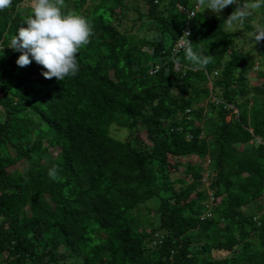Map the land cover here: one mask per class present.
<instances>
[{"label":"trees","instance_id":"1","mask_svg":"<svg viewBox=\"0 0 264 264\" xmlns=\"http://www.w3.org/2000/svg\"><path fill=\"white\" fill-rule=\"evenodd\" d=\"M30 7L0 10V264H264V214L247 213L264 199V39L223 31L235 6L64 0L93 34L63 81L7 47ZM188 22L203 69L175 51Z\"/></svg>","mask_w":264,"mask_h":264},{"label":"clouds","instance_id":"2","mask_svg":"<svg viewBox=\"0 0 264 264\" xmlns=\"http://www.w3.org/2000/svg\"><path fill=\"white\" fill-rule=\"evenodd\" d=\"M10 4L11 0H0V10ZM229 5L235 7L223 19V31L233 33L248 22L256 10L264 9V0H193L197 11L207 9L217 15ZM24 22L26 26L16 29L7 46L20 53L15 61L17 66L24 67L35 61L44 69L42 75L45 78L55 77L63 81L75 76L79 71L77 54L93 34L90 20L76 11L64 10V0H31L30 13ZM189 35L184 31L179 36L178 46L192 67L203 69L213 57L194 48ZM251 38L255 41L264 39V20L257 18L254 22ZM173 62L176 63L175 58ZM179 68L176 63V69ZM48 176L53 180L61 179L55 166L48 170Z\"/></svg>","mask_w":264,"mask_h":264},{"label":"rangeland","instance_id":"3","mask_svg":"<svg viewBox=\"0 0 264 264\" xmlns=\"http://www.w3.org/2000/svg\"><path fill=\"white\" fill-rule=\"evenodd\" d=\"M21 6L25 9L29 6V4L27 2H25ZM228 11H230V5L227 6L225 9H223L219 15L214 14L210 10H207V9L203 10L202 12L201 11H199V12L204 17H211V16L223 17V15H225ZM254 16H255L256 20H257V18L264 20V16L261 14L260 9L255 11ZM254 22L255 21L251 22V20H250V23H252L253 26H254ZM233 34L238 39L239 43L244 46L245 50L253 49L256 46H258L259 43L263 42L262 41L263 39H261L260 41L253 40L251 38L252 32H247L244 25L242 27H240L239 29H237L235 32H233ZM247 41L250 45H248L246 43ZM260 50H261L262 54H264V43L260 46ZM258 58H260V57H258ZM27 167L28 166L26 163L21 165L22 169L27 168ZM149 206L152 207L151 204ZM247 213L249 215H256V216H261L262 214H264V199L258 200L255 203H253L252 205H250L248 210H247Z\"/></svg>","mask_w":264,"mask_h":264},{"label":"built area","instance_id":"4","mask_svg":"<svg viewBox=\"0 0 264 264\" xmlns=\"http://www.w3.org/2000/svg\"><path fill=\"white\" fill-rule=\"evenodd\" d=\"M188 13H189V17H190V19H193L195 16H196V13H197V9L195 8L194 10H190V11H188ZM193 14H195V15H193ZM187 27H186V29H184V31H188L189 33H190V35H189V37H188V39L191 41V29H190V22H188L187 23ZM183 31V32H184ZM179 41V40H178ZM178 41H177V43H176V45H175V51H180V50H182L181 48H179V46H178Z\"/></svg>","mask_w":264,"mask_h":264}]
</instances>
